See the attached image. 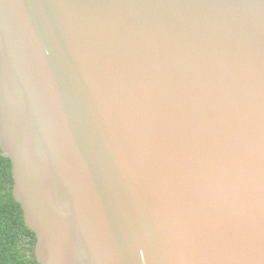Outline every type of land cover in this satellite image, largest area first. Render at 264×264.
<instances>
[{"label":"water","instance_id":"1","mask_svg":"<svg viewBox=\"0 0 264 264\" xmlns=\"http://www.w3.org/2000/svg\"><path fill=\"white\" fill-rule=\"evenodd\" d=\"M0 150L38 264H264V0H0Z\"/></svg>","mask_w":264,"mask_h":264},{"label":"trees","instance_id":"2","mask_svg":"<svg viewBox=\"0 0 264 264\" xmlns=\"http://www.w3.org/2000/svg\"><path fill=\"white\" fill-rule=\"evenodd\" d=\"M13 185L11 161L0 150V264H38L36 236L25 224Z\"/></svg>","mask_w":264,"mask_h":264}]
</instances>
